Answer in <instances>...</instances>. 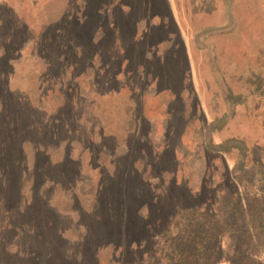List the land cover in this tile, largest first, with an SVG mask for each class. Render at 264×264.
Here are the masks:
<instances>
[{"label":"rangeland","instance_id":"rangeland-1","mask_svg":"<svg viewBox=\"0 0 264 264\" xmlns=\"http://www.w3.org/2000/svg\"><path fill=\"white\" fill-rule=\"evenodd\" d=\"M263 192L264 0H0V264H231Z\"/></svg>","mask_w":264,"mask_h":264},{"label":"trees","instance_id":"trees-1","mask_svg":"<svg viewBox=\"0 0 264 264\" xmlns=\"http://www.w3.org/2000/svg\"><path fill=\"white\" fill-rule=\"evenodd\" d=\"M254 202H256L255 205L250 204L246 207L241 206L236 210L238 218L245 221L248 225L253 243L247 255L237 258L231 264H264V258L261 259L262 251H264V192L260 195L259 200L254 198ZM211 222L208 225L209 227L212 225V227L208 229V233L210 232L211 234L210 238H212L213 235L215 236L220 229L216 226V222ZM199 246L200 243L197 242L195 244V249H193L194 251L188 255V258H186V256L185 259L176 260L178 264H195L196 262H202L198 260L199 255L197 252L201 253ZM182 251L187 253V250L185 249ZM179 256L181 257L182 254L179 253ZM209 256H211V252L205 254V257ZM212 260L213 259H210L207 264H211Z\"/></svg>","mask_w":264,"mask_h":264}]
</instances>
